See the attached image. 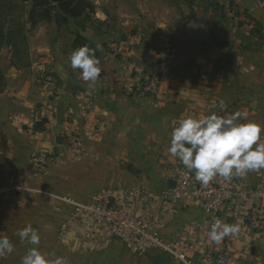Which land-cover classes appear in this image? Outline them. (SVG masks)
I'll list each match as a JSON object with an SVG mask.
<instances>
[{
  "label": "crops",
  "instance_id": "obj_1",
  "mask_svg": "<svg viewBox=\"0 0 264 264\" xmlns=\"http://www.w3.org/2000/svg\"><path fill=\"white\" fill-rule=\"evenodd\" d=\"M88 1L91 11L64 22L54 17L65 14L58 8L34 25L24 14L21 58L0 45V188L17 183L35 190L0 193V235L15 245L0 264H19L30 245L16 233L28 224L39 231L40 250L68 264H181L169 252L102 238L87 216L66 234L56 232L52 225L71 209L60 198L88 201L135 186L165 190L169 164L180 162L167 152L170 134L183 116L241 112L264 129V0ZM233 7L249 16L250 28L228 15ZM112 41L121 42V54L109 53ZM82 45L101 62L95 86L70 64L71 52ZM135 65L158 75L154 93L116 89L113 77L129 76ZM70 132L78 135L80 152L66 146ZM261 137L264 142V132ZM50 151L57 159L35 174L30 156ZM263 177L264 169L236 177L257 186L258 204L264 203ZM140 207L174 250L199 262L206 238L190 227L207 214L199 203L180 207L156 198ZM237 223L228 264H264V240L242 219Z\"/></svg>",
  "mask_w": 264,
  "mask_h": 264
},
{
  "label": "built area",
  "instance_id": "obj_2",
  "mask_svg": "<svg viewBox=\"0 0 264 264\" xmlns=\"http://www.w3.org/2000/svg\"><path fill=\"white\" fill-rule=\"evenodd\" d=\"M228 15L239 26L250 28L249 19L236 7L230 9ZM108 51L112 55H118L123 52V46L120 41H112L108 45ZM113 84L118 91L128 95L136 92L152 94L157 89L159 77L151 69L135 65L131 68L129 76H114ZM87 108L88 104L85 109ZM66 146L74 152H80V140L76 133L67 134ZM56 159L57 154L54 151L34 152L30 156V166L35 174L40 173ZM168 169L174 186L167 187L159 193L147 192L135 186L121 194L102 192L88 201L60 198L71 207L67 218L60 225V233L66 234L77 218L87 216L92 226L101 229L102 238H118L135 250L169 252L181 264L229 263L234 235L225 237L219 244L211 242L208 238L210 226L216 219H221L224 223H237L242 219L255 239L264 240V203L258 204L253 201L257 186L249 185L236 177L226 181L217 176L204 187L196 181L195 172L186 169L181 162L170 163ZM262 179L264 180V177ZM14 191L35 190L17 183L0 188V193ZM156 198L180 207L197 202L207 213L201 221H194L190 225L206 238L198 263L182 252L174 250L172 244L160 235L154 220L142 212L140 203L144 200L154 201Z\"/></svg>",
  "mask_w": 264,
  "mask_h": 264
},
{
  "label": "clouds",
  "instance_id": "obj_3",
  "mask_svg": "<svg viewBox=\"0 0 264 264\" xmlns=\"http://www.w3.org/2000/svg\"><path fill=\"white\" fill-rule=\"evenodd\" d=\"M73 70H80V78L93 86L99 83L100 59L88 45L74 49L69 57ZM219 106L224 107L223 100ZM216 104L212 105L215 108ZM244 113L219 115L209 110L204 116L186 115L178 119L170 134L168 154L178 159L195 179L207 187L217 176L226 181L244 178L249 172L264 169V129L255 121L244 119ZM240 231L238 223H224L216 219L208 231L211 242L219 244L225 237ZM22 244L30 245L19 264H68L62 256L50 257L39 248V231L31 224L18 230ZM15 245L7 236L0 235V256L12 254Z\"/></svg>",
  "mask_w": 264,
  "mask_h": 264
},
{
  "label": "trees",
  "instance_id": "obj_4",
  "mask_svg": "<svg viewBox=\"0 0 264 264\" xmlns=\"http://www.w3.org/2000/svg\"><path fill=\"white\" fill-rule=\"evenodd\" d=\"M26 2H30L27 18L32 25L42 19H51L55 8L65 13L54 15L58 22H64L67 16L78 17L92 10L88 0H0V45L11 46L16 59L21 58L22 46L25 45L22 18L26 14ZM242 13L250 19L244 11Z\"/></svg>",
  "mask_w": 264,
  "mask_h": 264
},
{
  "label": "rangeland",
  "instance_id": "obj_5",
  "mask_svg": "<svg viewBox=\"0 0 264 264\" xmlns=\"http://www.w3.org/2000/svg\"><path fill=\"white\" fill-rule=\"evenodd\" d=\"M25 8L27 9L28 8V4L26 5L25 4ZM27 14V13H26ZM122 45V44H121ZM3 84H2V81H1V78H0V87L2 86ZM71 210H69L67 213H69ZM67 216H68V214H67ZM67 216L65 217V219L67 218ZM64 219V220H65ZM62 223V222H61ZM60 223H57V225H52V229H54L56 232H58V233H60V230H59V227H60Z\"/></svg>",
  "mask_w": 264,
  "mask_h": 264
},
{
  "label": "water",
  "instance_id": "obj_6",
  "mask_svg": "<svg viewBox=\"0 0 264 264\" xmlns=\"http://www.w3.org/2000/svg\"><path fill=\"white\" fill-rule=\"evenodd\" d=\"M174 186V181L170 180L168 181V187L172 188Z\"/></svg>",
  "mask_w": 264,
  "mask_h": 264
}]
</instances>
